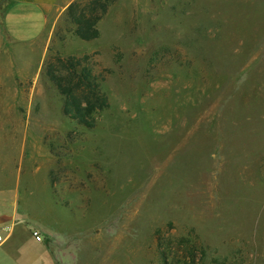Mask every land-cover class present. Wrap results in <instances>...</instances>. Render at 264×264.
Here are the masks:
<instances>
[{
	"label": "rangeland",
	"instance_id": "obj_1",
	"mask_svg": "<svg viewBox=\"0 0 264 264\" xmlns=\"http://www.w3.org/2000/svg\"><path fill=\"white\" fill-rule=\"evenodd\" d=\"M38 46L0 50V174L57 264H264V0H75Z\"/></svg>",
	"mask_w": 264,
	"mask_h": 264
},
{
	"label": "crops",
	"instance_id": "obj_2",
	"mask_svg": "<svg viewBox=\"0 0 264 264\" xmlns=\"http://www.w3.org/2000/svg\"><path fill=\"white\" fill-rule=\"evenodd\" d=\"M74 1L0 0V50L4 46L21 50L39 47L51 10ZM24 195L19 175L0 174V234L4 239L0 264H57L48 241L50 232L27 209ZM46 195L49 200L48 190ZM37 208L42 212V203ZM33 231L40 234L41 241L34 239Z\"/></svg>",
	"mask_w": 264,
	"mask_h": 264
},
{
	"label": "trees",
	"instance_id": "obj_3",
	"mask_svg": "<svg viewBox=\"0 0 264 264\" xmlns=\"http://www.w3.org/2000/svg\"><path fill=\"white\" fill-rule=\"evenodd\" d=\"M76 23L81 26L84 24V19L78 20ZM80 35L84 39H89L85 31L84 34L82 32ZM59 63L61 62L59 61ZM63 68L67 73L68 85L67 87L63 86L60 82L56 84V88L62 96L66 97L64 115L68 116L72 108L78 112V116L74 118L78 119L83 126L90 127L92 124L88 122L87 117L91 116L96 109H101L104 106L98 87L90 80L89 74H85L84 71L77 72L74 65L69 66L68 69ZM61 77L60 75L58 76L59 80ZM52 79L56 80L54 77Z\"/></svg>",
	"mask_w": 264,
	"mask_h": 264
},
{
	"label": "built area",
	"instance_id": "obj_4",
	"mask_svg": "<svg viewBox=\"0 0 264 264\" xmlns=\"http://www.w3.org/2000/svg\"><path fill=\"white\" fill-rule=\"evenodd\" d=\"M32 236L34 237V239L36 241H41L42 240V237L40 236V234L37 232V231H33L32 232ZM4 239L2 237V235L0 234V244L3 243Z\"/></svg>",
	"mask_w": 264,
	"mask_h": 264
}]
</instances>
